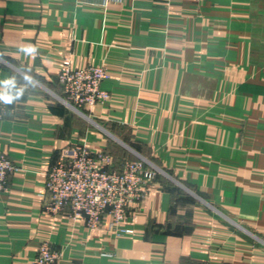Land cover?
Listing matches in <instances>:
<instances>
[{"label": "crops", "instance_id": "obj_1", "mask_svg": "<svg viewBox=\"0 0 264 264\" xmlns=\"http://www.w3.org/2000/svg\"><path fill=\"white\" fill-rule=\"evenodd\" d=\"M104 66L111 98L80 116L57 75ZM0 264L43 242L58 264H264V0H0ZM86 143L162 171L111 227L46 211L58 153Z\"/></svg>", "mask_w": 264, "mask_h": 264}, {"label": "built area", "instance_id": "obj_2", "mask_svg": "<svg viewBox=\"0 0 264 264\" xmlns=\"http://www.w3.org/2000/svg\"><path fill=\"white\" fill-rule=\"evenodd\" d=\"M123 1L104 0V3ZM109 78L104 66L75 67L68 56L57 75L61 88L58 99L75 114L86 116L97 103L110 100V92L103 88ZM7 115L6 102L0 96V121ZM114 163L112 155L104 151L93 152L86 143L63 148L47 173L42 194L46 211L66 213L73 220H85L90 227H96L104 215H110V226H118L126 219L131 205L146 193L157 170L140 156L124 161L120 170L114 168ZM19 170V166L0 149V192L7 189L10 177ZM58 258L59 253L46 241L29 264H58Z\"/></svg>", "mask_w": 264, "mask_h": 264}, {"label": "rangeland", "instance_id": "obj_3", "mask_svg": "<svg viewBox=\"0 0 264 264\" xmlns=\"http://www.w3.org/2000/svg\"><path fill=\"white\" fill-rule=\"evenodd\" d=\"M55 91L57 92V93H56L57 95H60V93H59L58 90H55ZM139 156H140V155H139ZM140 157H143V156H140ZM143 158H145V157H143ZM129 160H134V159H129ZM146 160H148L149 165L152 166V168H153L155 171L157 170V171H156V175H155V178H156V176H157L159 173H161L162 171H161L160 168H159L157 165H155L151 160H149L148 158H146ZM156 168H157V169H156ZM115 169H116V168H115ZM120 169H121V168H119V169H117V170H120ZM155 178H154V179H155ZM154 179H153V180H154ZM153 180H152V181H153ZM152 181H151V182H152ZM151 182L148 183L147 188H148V186H149V184H150ZM147 188H146V191H147ZM128 210H129V209H128ZM127 215H128V212H127Z\"/></svg>", "mask_w": 264, "mask_h": 264}]
</instances>
